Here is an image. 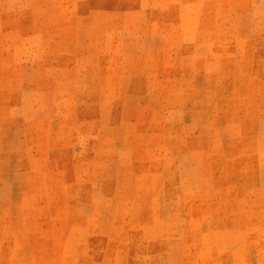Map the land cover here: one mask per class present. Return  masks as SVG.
Returning a JSON list of instances; mask_svg holds the SVG:
<instances>
[{"label":"rangeland","instance_id":"obj_1","mask_svg":"<svg viewBox=\"0 0 264 264\" xmlns=\"http://www.w3.org/2000/svg\"><path fill=\"white\" fill-rule=\"evenodd\" d=\"M0 264H264V0H0Z\"/></svg>","mask_w":264,"mask_h":264}]
</instances>
